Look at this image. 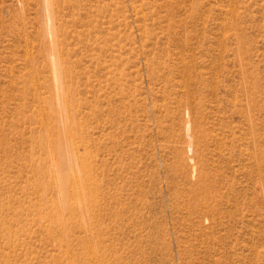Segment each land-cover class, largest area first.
Segmentation results:
<instances>
[{
	"label": "rangeland",
	"instance_id": "obj_1",
	"mask_svg": "<svg viewBox=\"0 0 264 264\" xmlns=\"http://www.w3.org/2000/svg\"><path fill=\"white\" fill-rule=\"evenodd\" d=\"M0 264H264V0H0Z\"/></svg>",
	"mask_w": 264,
	"mask_h": 264
},
{
	"label": "bare ground",
	"instance_id": "obj_2",
	"mask_svg": "<svg viewBox=\"0 0 264 264\" xmlns=\"http://www.w3.org/2000/svg\"><path fill=\"white\" fill-rule=\"evenodd\" d=\"M55 70V69H54ZM61 76V75H60ZM62 115V114H61ZM60 117V116H59ZM62 118V117H61ZM62 126H63V124H62ZM63 129V128H62ZM62 151V147H61V143H60V141H58V140H55V141H53V143H52V145H50L49 146V152L51 153V154H56V153H59L60 154V152ZM57 168H58V176H56L57 177V181L56 182H47V184H46V186H55V187H58L59 188V191H60V194H61V197H60V200H59V202H58V205H57V207L59 208V209H62V211L68 206L69 207V209L70 208H73V206L72 205H70V204H67L64 200H65V186H66V184L68 183V178L67 177H63L62 175H61V172H64L67 168L66 167H68V165H67V163H66V159H65V157L64 156H59L58 157V160H57ZM50 176L53 174V173H51V171L50 172H48V170L46 171ZM86 172V171H85ZM80 185V187L82 188V190H83V186H82V180H80V178L78 177V178H76L75 180H74V185ZM57 204V203H56ZM64 222L61 224V226H60V229L63 231V226H64Z\"/></svg>",
	"mask_w": 264,
	"mask_h": 264
}]
</instances>
